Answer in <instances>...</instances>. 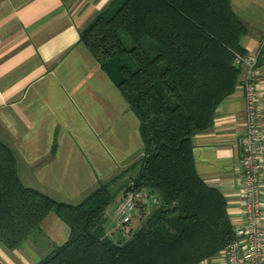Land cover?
<instances>
[{"label":"trees","instance_id":"trees-1","mask_svg":"<svg viewBox=\"0 0 264 264\" xmlns=\"http://www.w3.org/2000/svg\"><path fill=\"white\" fill-rule=\"evenodd\" d=\"M247 31L231 0H118L97 14L80 40L136 114L143 141V155L123 169L137 167L123 189H151L160 202L129 238L111 239L103 222L115 177L76 204L59 201L21 182L0 140V242L15 248L54 212L70 235L34 264H196L223 251L234 238L227 200L198 174L193 137L240 82L234 58L248 53Z\"/></svg>","mask_w":264,"mask_h":264},{"label":"crops","instance_id":"crops-1","mask_svg":"<svg viewBox=\"0 0 264 264\" xmlns=\"http://www.w3.org/2000/svg\"><path fill=\"white\" fill-rule=\"evenodd\" d=\"M115 1L0 0V140L13 150L21 182L59 201L80 202L144 153L136 114L80 40L91 20L111 12ZM231 4L248 28L242 45L260 52L256 83L264 135V0ZM243 76L242 70L240 82ZM240 82L217 105L212 126L193 137L196 170L226 197L233 227L245 222ZM260 176L264 215V157ZM69 235V225L50 212L15 248L0 242V264H34ZM196 264L228 263L219 251Z\"/></svg>","mask_w":264,"mask_h":264},{"label":"built area","instance_id":"built-area-1","mask_svg":"<svg viewBox=\"0 0 264 264\" xmlns=\"http://www.w3.org/2000/svg\"><path fill=\"white\" fill-rule=\"evenodd\" d=\"M259 54V50H256L246 55L236 54L234 58L244 73L240 85L245 99V132L239 141L242 148L241 204L245 222L233 227L234 238L223 250L228 264H264V215L260 190L264 135L258 118L259 95L256 83ZM121 192L114 216L117 225L130 222L134 210H140V207L146 209L148 204L155 206L160 202L158 195L151 189H135L130 186Z\"/></svg>","mask_w":264,"mask_h":264},{"label":"rangeland","instance_id":"rangeland-1","mask_svg":"<svg viewBox=\"0 0 264 264\" xmlns=\"http://www.w3.org/2000/svg\"><path fill=\"white\" fill-rule=\"evenodd\" d=\"M115 2L117 3L118 0H116ZM116 6H117V4H116ZM120 36H121L122 40L127 45L132 44L131 39L129 38V36L126 34L125 31L121 30ZM143 40H144V42L149 41L147 37H144ZM126 62H128V63L131 62L134 66V62H133V60H131V58L127 57ZM121 172H119L118 174L113 176L115 178L113 179L112 184L110 185V189H111L112 194H115L116 197L114 198V200L110 203V205L105 210V213H108V216L110 217V219H109V217H107V214H106V223H105L106 229H107V231H109V228H110V231L112 233V235H111V233L109 235L108 234L107 235L110 237H114V240L125 239L124 237L129 238L131 236V234L133 233V231H135L136 229H138L140 227V225L143 223V221L146 217V214L149 211H151L153 208V206L151 204H148L146 209H145V207H140L141 208L140 210L139 209L134 210L132 213L133 215L131 217V221L126 223V224L117 225L116 220L111 221L112 215L114 214V216H115L114 210L117 206V202L121 198V197L119 198V194L123 193L121 191H122L123 187H125L126 184H128L130 181H133V178L137 172V167L130 168L126 171H123L122 173ZM121 237H123V238H121Z\"/></svg>","mask_w":264,"mask_h":264}]
</instances>
